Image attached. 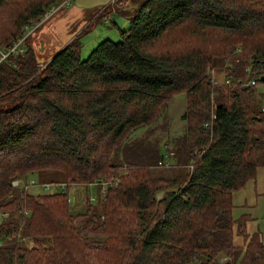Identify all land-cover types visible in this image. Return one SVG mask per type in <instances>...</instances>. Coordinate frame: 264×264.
I'll return each mask as SVG.
<instances>
[{
  "label": "trees",
  "instance_id": "obj_1",
  "mask_svg": "<svg viewBox=\"0 0 264 264\" xmlns=\"http://www.w3.org/2000/svg\"><path fill=\"white\" fill-rule=\"evenodd\" d=\"M60 1L0 0V49L27 32L24 51L0 62V264H264L260 233L231 218L232 193L264 167V0H137L119 40L81 58L74 36L40 68L32 39ZM176 30L222 36L215 47L150 48ZM225 57L231 82L214 84ZM179 92L186 126L171 153L151 139L125 146ZM30 174L65 189L11 184ZM101 179L99 202L86 195L73 213L68 186Z\"/></svg>",
  "mask_w": 264,
  "mask_h": 264
},
{
  "label": "rangeland",
  "instance_id": "obj_2",
  "mask_svg": "<svg viewBox=\"0 0 264 264\" xmlns=\"http://www.w3.org/2000/svg\"><path fill=\"white\" fill-rule=\"evenodd\" d=\"M116 1V0H115ZM119 2V1H118ZM123 3H130L132 0H120ZM137 4V0H136ZM131 9L132 5L129 4ZM113 0H69L63 6L52 11L42 22L41 33L35 35L32 41L38 43L39 57L41 60L38 63L40 68L44 67L46 58H50L53 51L57 50L64 44H66L72 37L80 35L79 40L81 43L79 55L81 58H85L90 50L102 39L109 38L110 40L117 41L120 39V30L126 28L128 21L125 16L113 12ZM113 12V13H112ZM103 14V17L94 23V25L88 29V22L95 16ZM105 16V17H104ZM129 16V15H128ZM5 15L0 17V22L3 24ZM87 30V31H86ZM215 35L203 39L200 36L185 34L180 30H176L173 34L165 35L162 40L152 43L150 48L156 47H174L179 48L183 43H191L193 45L201 46L203 44L214 45L218 43V38L222 36L219 33H209ZM39 37V38H38ZM171 39H176L174 43H171ZM168 46H164L167 44ZM173 44V45H172ZM32 45V44H31ZM35 47V46H33ZM36 48V47H35ZM215 60V58H214ZM216 66L210 70L212 78L218 83L224 79L223 66L230 62V57L217 60ZM262 86L257 85V89H262ZM186 107V100L182 92L174 94L170 99L162 116H160L154 124L148 128L137 129L130 133L125 140V146L133 149L135 146H144L148 142L154 143L151 140H157L156 144L161 153L165 150L171 153L172 140L174 137L183 133L186 122L181 118ZM151 139V140H149ZM144 151V150H141ZM130 155L135 156L130 151ZM31 178L35 182H47L39 179L36 174H30ZM46 178L51 180L56 179L53 175L44 174ZM41 189L37 187H30L27 189L28 193H38ZM105 190V189H104ZM45 192V191H44ZM103 193L100 191V187L96 184L90 183L84 184H70L67 189V200L73 213L84 210L85 196L89 197L91 203H98ZM159 196V195H158ZM232 208L231 218L233 220H239L242 217H248L244 221V228L246 232L252 233L258 231L260 238L264 244V167H259L256 170L254 180H248L243 187L232 193ZM234 234L232 241L234 244L242 243V237L235 232V224H233ZM113 248L117 245L112 240Z\"/></svg>",
  "mask_w": 264,
  "mask_h": 264
},
{
  "label": "built area",
  "instance_id": "obj_3",
  "mask_svg": "<svg viewBox=\"0 0 264 264\" xmlns=\"http://www.w3.org/2000/svg\"><path fill=\"white\" fill-rule=\"evenodd\" d=\"M68 2H69V0H61L58 4L53 6L51 8V10L43 16V18L46 17L48 14H50L55 9L59 8L60 6L65 5ZM26 34H27V32H26ZM26 34L24 36L18 38L16 41H14L11 46H9L7 48L0 49V62L6 61L7 63H12V60H11L12 57L11 56H15L17 53H22L24 51L25 48L21 42L24 39V37L26 36ZM21 45H23V47ZM262 79L264 82L263 77H262ZM222 82L229 84L231 82V80L228 77H225ZM213 83L216 84L217 82L215 80H213ZM255 83H256V81L254 79H250V80L244 82L243 84L244 85H253ZM257 85L262 86V84H257ZM261 110L264 111V103L261 106ZM158 164L161 166H169V162L167 161V159L158 161ZM107 183H109L108 180L101 179L99 181L92 182L90 184L91 185H93V184L98 185L100 187L101 193H103L104 189L106 188ZM11 184L13 186L20 184L22 186V188L26 191L30 187H37L38 189H41L40 192L41 191L61 192L65 189V184L63 182H38L37 181V183H36L34 179H28L27 181H21V180L14 179L11 181Z\"/></svg>",
  "mask_w": 264,
  "mask_h": 264
},
{
  "label": "crops",
  "instance_id": "obj_4",
  "mask_svg": "<svg viewBox=\"0 0 264 264\" xmlns=\"http://www.w3.org/2000/svg\"><path fill=\"white\" fill-rule=\"evenodd\" d=\"M129 4L132 5V8H135L137 6L136 2H130V3H123L122 4V2H120V0H119V2L117 1V3L115 4V10L113 9V12H117V13L125 16L127 21H128V17H129L128 15L132 14V11L128 10V8L131 9ZM122 29H125V27Z\"/></svg>",
  "mask_w": 264,
  "mask_h": 264
},
{
  "label": "water",
  "instance_id": "obj_5",
  "mask_svg": "<svg viewBox=\"0 0 264 264\" xmlns=\"http://www.w3.org/2000/svg\"><path fill=\"white\" fill-rule=\"evenodd\" d=\"M254 57V56H253Z\"/></svg>",
  "mask_w": 264,
  "mask_h": 264
}]
</instances>
